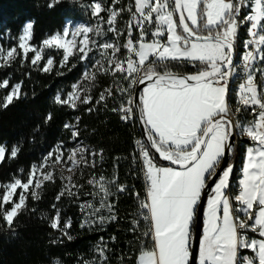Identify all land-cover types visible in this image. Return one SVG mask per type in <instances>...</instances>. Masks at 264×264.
Masks as SVG:
<instances>
[{
  "label": "snow or ice",
  "instance_id": "1",
  "mask_svg": "<svg viewBox=\"0 0 264 264\" xmlns=\"http://www.w3.org/2000/svg\"><path fill=\"white\" fill-rule=\"evenodd\" d=\"M56 2L58 0H52L48 6L52 7ZM113 3L117 4L119 0H113ZM90 7L91 15L100 21H104L100 14L108 12L104 21L109 26L106 31L99 24L80 25L74 29L66 27L62 34L45 38L38 50L29 43L33 28V23L29 22L18 37V45L7 51L0 48V67L11 66L17 57L26 61L29 53H34L31 64L37 65L43 59L44 48L62 49L60 66L64 67L70 57L86 60L96 48L103 61L96 60L93 67L99 73L113 77L119 73L120 78L128 82L117 85L116 91L122 93L124 99L119 108L111 110L119 112L123 121L138 118L147 140V143L135 141L146 181V196L140 200L139 193L134 195L139 208L146 210L139 215L150 223L149 231L144 235L151 236L153 247L139 252L137 264H190L191 229L202 204L198 264H264V67L259 66L264 65V0H134V11L131 8L105 9L99 2ZM244 7H249L250 11L241 17ZM125 10L130 13V19L123 44L119 41L98 44L90 39L92 32L97 36H104L106 32L117 37L124 35L123 31L117 30L116 21ZM242 25L247 26L250 38L243 45V82L239 85L237 107L233 112L229 104V80L236 72L233 55ZM134 29L138 38L133 36ZM149 32L150 38L146 39ZM122 48L127 50L124 59L120 58ZM184 62L197 71L177 75L168 70L172 64ZM53 63V59L48 58L41 71L50 72ZM83 79L93 85L97 75L88 70ZM8 86L7 79L0 82V88ZM21 87L20 83L13 85L0 101V107L7 108L20 99ZM90 90V87L73 84L67 98L62 100L58 95L55 102L72 108L77 107V101L89 105L93 99L88 95ZM108 97L116 99L111 87L100 92L96 103L106 102ZM249 108L254 114L252 121L241 123L239 119L231 118ZM50 119L49 113L46 120ZM70 127L65 125V128ZM237 132L247 136L253 146L247 148L239 192L232 196L230 175L233 165L224 161L233 152L231 139ZM78 137L79 132L73 131L72 138ZM67 151L69 155L65 160L62 144L57 145L41 163L30 166L26 180L14 177L12 182L2 185L0 216L9 229L20 211L26 208L29 190L32 198L38 200L40 194L36 190L41 189L45 181L55 180V173L46 169L69 163V172L81 164L95 168L97 161L87 160L85 152L103 158V149L89 151L81 144ZM18 152L16 145L10 151L6 146H0V163L6 156L16 158ZM155 154L160 161L168 162V166L158 165ZM136 159L133 156L134 163ZM62 171L60 178L67 184L57 194V201L65 195L75 197L77 192L73 189L83 188L72 176L64 177ZM86 183L96 191L85 195L92 196L98 203H81V211L85 214L81 227L103 226L116 220L115 205L109 197L127 191V186L119 184L116 176L106 179L100 175L97 179L95 173ZM17 189L21 190L18 201L13 199ZM233 199L238 207L233 206ZM7 204L12 207L5 209ZM52 207L56 214L51 218V228L70 240L67 230L72 226L71 219L61 226L60 210L56 204ZM104 211L108 212L107 216L102 214ZM132 223L130 230L135 231L138 221ZM249 233L255 236L250 237ZM242 250H248L252 255L242 254ZM96 251L99 260L107 264L105 248L97 245ZM83 264H93V261L85 260Z\"/></svg>",
  "mask_w": 264,
  "mask_h": 264
},
{
  "label": "trees",
  "instance_id": "2",
  "mask_svg": "<svg viewBox=\"0 0 264 264\" xmlns=\"http://www.w3.org/2000/svg\"><path fill=\"white\" fill-rule=\"evenodd\" d=\"M94 2L101 3L105 9L113 6L115 9L131 8L134 11V0H119L117 4H114L113 0H58L52 7L48 6L52 0H0V38H6V46L9 48L18 45L22 26L29 21L33 23L32 39L29 42L39 47L47 36L60 32L68 19L92 24L95 17L91 15L90 6ZM125 11L117 17L118 31L121 18L128 16V11ZM100 15L104 17V21L107 20V11ZM123 33L124 35L117 37L114 33L106 32L104 37L105 40L123 44L127 31L124 30ZM138 35L134 30L133 36L138 38ZM241 36L243 33L240 38ZM126 52L127 50L122 48L123 55L120 58H123ZM32 56L33 53H29L28 60L23 62L17 57L11 66L0 67V82L4 79L9 81L8 88H0V101L13 85L20 83L22 86L20 99L14 100L7 108L0 107V145L6 146L8 151L13 145L19 148L16 158L6 156L0 163V187L12 182L14 177L26 180L30 166L39 163L56 145L62 144L63 148L71 149L79 143L86 145L89 151L103 149V158H90L89 161H97L95 168L80 165L75 169L72 177L77 184L83 185L82 189H73L77 196L65 195L57 201L56 196L66 181H62L60 175L55 174L54 181H45L43 187L37 190L40 194L38 200H34L31 195L27 196V206L14 219L11 229L0 216V264H52L54 261L60 264H83L85 260L93 261V264H105L98 258L97 245L105 248L107 264H137L139 252L153 247L151 236L144 235L149 231L150 223L139 215L146 210L139 208V201L134 195L139 193L140 200L146 196V181L135 150V139L144 140L140 136L135 119L123 121L119 112L111 110L114 107L119 108L121 100L124 99L123 94L116 91L117 85H126L128 82L121 79L119 73L113 77L101 74L93 67L92 72L96 73L97 79L93 85L88 84L91 88L88 95L93 97L92 101L89 105L79 103L76 108H72L56 103L55 99L58 95L62 100L65 99L73 84L81 79L85 60L73 56L61 67L63 51L53 48L43 50V59L37 65L31 64ZM49 57L54 63L52 70L45 73L41 68ZM168 70L180 74L197 71L187 62L172 64ZM108 87L113 89L116 99L108 97L106 102L97 104L100 92ZM105 103L107 107L104 106ZM229 103H235L233 90H230ZM89 107L94 110L88 112L86 109ZM49 113L51 119L46 120ZM241 114L242 111L236 119H240ZM243 116H246L245 120H241L243 123L254 119V114L249 112ZM66 124L71 127L65 128ZM73 131L79 132L77 139L72 138ZM251 144L253 142L248 138L241 137L233 146L229 160L233 165L230 176L232 196L239 192L243 158L246 147ZM133 156L137 158L135 163ZM156 160L158 165H166L157 157ZM93 173L96 178L100 175L106 179L116 176L119 184L127 186V191L109 197V201L115 205L116 220L103 226L93 224L91 227L82 228L85 214L81 211V203H98L92 196L85 195L93 191L92 186L86 183ZM112 191L116 192L114 186ZM16 197L17 195L13 199ZM53 204L60 210L61 226L68 219L72 221L71 228L67 230L71 236L70 240L50 226L51 218L56 214ZM232 204L237 206L234 199ZM10 208L11 204L5 205V209ZM107 215L108 212L105 216ZM133 220L138 221L135 231L130 230L133 228ZM193 228L194 222L192 232ZM245 252L248 251L242 250V253Z\"/></svg>",
  "mask_w": 264,
  "mask_h": 264
},
{
  "label": "rangeland",
  "instance_id": "3",
  "mask_svg": "<svg viewBox=\"0 0 264 264\" xmlns=\"http://www.w3.org/2000/svg\"><path fill=\"white\" fill-rule=\"evenodd\" d=\"M95 3V2H94ZM112 9H115V7H111ZM250 11V8L249 7H247V14H248V12ZM126 12V11H125ZM130 19V13L128 12V16H127V18H125V17H122L121 18V21H120V31H124V30H126L127 31V21ZM27 23H29V21H27V22H25L24 23V25L22 26V29H21V33H20V35L22 34V30H23V28L26 26V24ZM97 24H99L100 25V27L103 29V30H107V28L109 27L108 26V24L106 23V22H104V21H100V20H98L96 17H95V19H94V22L92 23V24H88V23H86V22H84V21H79V20H73V19H68L67 21H66V23L64 24V26H63V28H62V30L60 31V32H55V33H53V34H56V33H63V31H64V29L66 28V27H68V28H70V29H74V28H76V27H78V26H80V25H86V26H95V25H97ZM135 30V29H134ZM134 30H133V34H134ZM108 33V32H107ZM242 33H243V36H241V38L239 39V41L237 42V44H236V53H235V59H234V66H235V68H236V72L233 74V76L230 78V80H229V94H230V90H233V97L235 98V103L234 104H232V105H230L231 106V108L233 109V112H234V110H235V108L237 107V103H236V101H237V92H238V88H239V85H240V83H242L243 82V75H244V72H243V61H242V54H243V52L245 51V49H244V47H243V45H244V41L246 40V39H249L250 37L248 36V33L247 32H241L240 34L242 35ZM52 35V34H51ZM50 36V35H49ZM49 36H47V37H49ZM46 37V38H47ZM89 37H90V39H94V40H96L97 41V43L99 44V43H103V42H105V41H108V42H113V43H116V41H113V40H105V37L104 36H97L96 34H95V32H92V33H89ZM79 39V38H78ZM6 38L5 37H1L0 38V48H2L4 51H7L8 49H10L9 47H7L6 46ZM18 43H19V41H18ZM30 43V42H29ZM42 47V43H41V45L39 46V47H37V49L39 50L40 48ZM44 49H46V48H44ZM53 49H56V48H53ZM62 50V49H61ZM109 52H111V50H109ZM33 55H34V53H33ZM49 58H51V57H49ZM48 59V58H47ZM96 60H102L103 61V58L100 56V54H99V50L98 49H96V48H94L93 49V51L89 54V58L88 59H86L85 60V69H84V73L86 72V71H88V70H91V72H92V68H93V65L95 64V62H96ZM47 61V60H46ZM89 61H92V62H89ZM259 66H261V67H264V65H259ZM84 73H83V75H82V77H81V79L78 81V82H76L75 84H79V85H83L84 87H88V81H85L84 79H83V76H84ZM257 77H258V80H259V73H257ZM72 91V90H71ZM70 91V92H71ZM69 93V92H68ZM68 93L65 95V99L67 98V96H68ZM83 94L84 93H81V96H83ZM77 104H79L80 102L79 101H77L76 102ZM230 104V103H229ZM242 107V106H241ZM249 112L250 114H253L252 113V110L249 108V109H246V110H243L242 111V114H241V118L239 119V121L241 122V123H243L241 120L243 119V120H245V118H246V116H243L246 112ZM233 120H236V115H234V116H232L231 117ZM252 121V120H251ZM237 138H238V136H237ZM77 144H79V143H77ZM77 144H75L72 148H75L76 146H77ZM82 145V144H81ZM0 146H2V145H0ZM57 147V145L56 146H54L53 147V149H55ZM52 149V150H53ZM51 150V151H52ZM62 150L64 151V159L66 160L67 159V156L69 155V153H68V151H67V149L66 148H63L62 147ZM85 158L87 159V160H90V158H92L93 156H90L89 155V153L88 152H85ZM53 159H54V157H53ZM42 161V160H41ZM41 161L39 162V163H41ZM92 161V160H91ZM39 163H37V164H39ZM81 165H84V164H81ZM71 165H70V163L68 164V165H59V164H57V165H53V166H51L49 169H46V171L47 170H51V171H53L55 174H58V175H60L61 176V170H63L62 171V174H63V176L64 177H68V176H72L73 175V173H74V171H75V169L73 170V172H69L68 170H67V168L68 167H70ZM231 176V175H230ZM41 179H42V177H41ZM98 179V178H97ZM66 181V180H65ZM10 183V182H9ZM6 184H8V183H6ZM6 184H4V185H6ZM65 184H67V181H66V183ZM234 185V184H233ZM92 189H93V191H96V189H94L93 188V186H92ZM38 190V189H37ZM36 190V191H37ZM3 191H4V188L3 187H0V197H2V193H3ZM20 189H17V193H16V195H17V197H16V201H18V199H19V193H20ZM27 196H29V195H31V189L29 190V193H27L26 194ZM11 207H12V205H11ZM107 213V211H104L102 214L103 215H105ZM241 216H243V214L241 213L240 214ZM91 218H95V217H91ZM249 236L250 237H252V236H255V234H253V233H249ZM256 238H259V237H256ZM248 251V250H247ZM251 252L250 251H248V252H245V253H242V254H246V255H252V253L250 254ZM52 264H60L58 261H54Z\"/></svg>",
  "mask_w": 264,
  "mask_h": 264
},
{
  "label": "water",
  "instance_id": "4",
  "mask_svg": "<svg viewBox=\"0 0 264 264\" xmlns=\"http://www.w3.org/2000/svg\"><path fill=\"white\" fill-rule=\"evenodd\" d=\"M178 19V17H177ZM235 53H236V49L233 55V62L235 59ZM175 73V72H174ZM195 73V72H193ZM177 75H187V74H180V73H176ZM188 74H192V73H188ZM141 88L143 87V85L140 86ZM138 125V129L140 132V136L142 137V139L147 143L146 137L144 135V130H143V126L141 125V123L139 122V119H135ZM235 137L236 134L232 137L231 139V143L234 146V141H235ZM154 151V150H153ZM156 157L159 159L158 154H155ZM230 160V155H228L224 161L225 164L229 163ZM163 163H165L166 165H168V162L166 161H162ZM211 183V182H209ZM207 199V194H205L204 196V201L206 202ZM203 204L201 205L200 209H199V215L197 217V219L194 221V228H193V232H192V238L190 241V251L192 252V255L190 256V264H197V257H198V250H199V238L201 236L202 233V212H203Z\"/></svg>",
  "mask_w": 264,
  "mask_h": 264
},
{
  "label": "built area",
  "instance_id": "5",
  "mask_svg": "<svg viewBox=\"0 0 264 264\" xmlns=\"http://www.w3.org/2000/svg\"><path fill=\"white\" fill-rule=\"evenodd\" d=\"M246 14H247V7H244V8H242V11H241V17H242L243 15H246ZM242 31H243L244 33L247 32V26H246V25H242V26L239 27L237 42H238L239 39H240V33H241ZM149 38H150V32H149V36L146 37V39H149ZM126 56H127V52H126L125 56H124L123 58H121V59L126 58ZM237 136H238V138L244 137V136H241V135L239 134V132H237V133H236V137H235L234 144H236V143L238 142V138H237ZM136 140H141V138H136L135 141H136ZM136 154H137V158H138V161H139V165H140V168H141L142 174L144 175V172H143V170H142V161L139 160V153H138L137 151H136Z\"/></svg>",
  "mask_w": 264,
  "mask_h": 264
},
{
  "label": "crops",
  "instance_id": "6",
  "mask_svg": "<svg viewBox=\"0 0 264 264\" xmlns=\"http://www.w3.org/2000/svg\"><path fill=\"white\" fill-rule=\"evenodd\" d=\"M164 39H166V37H164ZM245 138H248L247 136H244ZM249 139V138H248ZM250 146H253V144L249 145L246 147V150H245V154H244V158H243V163H244V160H245V156H246V152H247V148L250 147ZM164 166H168V165H164ZM242 168H243V164H242ZM243 178V174H242V169H241V176H240V179ZM239 179V180H240ZM239 205L237 204L236 207H238ZM202 234V233H201ZM197 264H198V257H197Z\"/></svg>",
  "mask_w": 264,
  "mask_h": 264
}]
</instances>
